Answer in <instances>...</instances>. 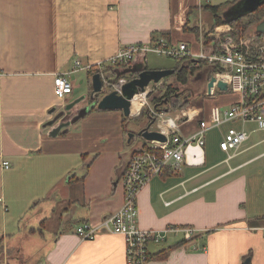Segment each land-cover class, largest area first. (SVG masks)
Segmentation results:
<instances>
[{"label": "crops", "instance_id": "0c3cea01", "mask_svg": "<svg viewBox=\"0 0 264 264\" xmlns=\"http://www.w3.org/2000/svg\"><path fill=\"white\" fill-rule=\"evenodd\" d=\"M233 1L0 0V264H128L122 236L81 241L74 230L85 222L96 225L122 207L119 178L131 150L141 146L137 139L127 144L124 125L138 130L146 117H139L141 108L133 109L123 123L120 111L94 110L50 137L46 125L61 110L53 78L68 73L74 82L67 104L83 84L80 75L88 77L82 67L105 63L112 70L107 61L120 47L167 34L171 43L197 53L200 38L207 35L205 47L214 44L206 7ZM184 26L194 31L184 32ZM146 59L132 65L149 69ZM76 61L81 68L73 72ZM209 98L210 110L184 111L193 117L176 121L177 135L191 136L212 109L240 101L232 92ZM218 128L206 132L200 155L191 151L178 170L165 171L141 189L140 229L194 230L189 242L171 233L165 242L150 244L145 264H264V150L251 154L264 148V131L239 121ZM228 129L244 131L248 140L226 161L219 142ZM194 158L198 164L191 163ZM164 251L166 256H158Z\"/></svg>", "mask_w": 264, "mask_h": 264}, {"label": "built area", "instance_id": "2783aa9c", "mask_svg": "<svg viewBox=\"0 0 264 264\" xmlns=\"http://www.w3.org/2000/svg\"><path fill=\"white\" fill-rule=\"evenodd\" d=\"M210 32L214 44L205 47L208 45L207 35L200 38V50L197 53H192L184 43L173 44L168 39L160 37L149 43L120 47L107 61L108 68L122 71L125 67L137 62L140 57L144 61L148 54H155L176 62L194 64L196 68H208L210 77H213L215 81L210 89L206 88V84L204 85L203 95L205 96L213 97L218 94L219 82L227 85V91L240 95V101L228 109L223 111L218 108L212 109L209 120L198 122L196 131L191 136L183 138L177 135L176 121H190L193 115L184 112L186 110H180L181 116L177 114L176 118H166L164 114L167 112L155 111L147 101L150 96L160 92L162 81L157 85L149 84L143 93L138 94L143 99L138 113L143 108H147L153 116L157 117L158 130L167 137V140L162 144L141 143L139 148H134L120 178L124 189L122 207L96 225L85 222L74 230L81 241H92L101 234L122 236L128 264L147 263L149 261L148 246L165 242L171 233H181L186 242L194 240V230L191 229L166 228L155 231L142 230L138 227L137 198L141 189L151 179L162 176L167 170H178L191 151H196L200 155L205 145L206 132L220 127L223 123L230 121H239L242 124L253 123L258 130L264 131V38L258 40L264 34L241 37V34L229 25L218 26ZM252 38L257 39V42H254ZM80 68L81 63L74 62L73 72ZM91 68L98 70L107 93L113 91L119 93L121 87L127 82L125 78L114 81L106 71L105 63L82 67L87 71ZM68 76V73H60L53 78L55 95L61 101V108L65 106L67 97L73 90ZM247 140L248 135L244 131L228 129L219 142V149L227 156L226 161L236 157ZM198 162L199 160L194 158L191 163L198 164ZM2 165L4 168H9L6 162Z\"/></svg>", "mask_w": 264, "mask_h": 264}, {"label": "water", "instance_id": "95a60500", "mask_svg": "<svg viewBox=\"0 0 264 264\" xmlns=\"http://www.w3.org/2000/svg\"><path fill=\"white\" fill-rule=\"evenodd\" d=\"M264 4V0H238L235 4L229 7L227 10L222 12V18L225 22L236 21L240 18H243L247 15L254 13L260 6ZM256 31L258 33L264 34V21L256 26ZM210 73V70H209ZM122 75L131 76L133 78L127 80V82L121 87L120 92L113 91L111 93L106 92L104 88L103 80L100 74L95 73L91 77V91L88 97V106H84L76 109V107L86 99V97L72 101L71 103L65 104L61 110L54 116L52 120L47 123V127H50L49 132L50 137H57L59 134H64L67 132L68 128L82 119L88 112L91 111L93 107L98 111H120L124 118L131 117V102L133 98L139 93H143L145 88L149 84L157 85L161 81H168L169 78L175 77V71L170 70H150L146 69L145 65H137L132 69H124ZM110 76V75H109ZM119 79V75L116 74L113 77L114 81ZM209 79V78H208ZM206 81V88L210 89L213 86L215 79L210 77ZM168 84V82H167ZM217 90L219 92L227 91V85L223 82L217 84ZM161 92V90H160ZM160 92L156 96L161 95ZM164 104H167V100L163 101ZM90 106V107H89ZM76 109V110H74ZM155 111H160L162 108L159 106H154ZM74 110L72 116H66L69 111ZM54 111V110H53ZM52 111V112H53ZM167 112V110H164ZM146 123L139 124L138 130H133L128 128V123H125L124 128L127 133V144H133L134 139H137L141 143H165L167 137L158 130V119L153 116L152 113L146 108ZM134 148L129 154V158L133 152ZM122 175V173H121ZM120 175V178H121ZM119 178V179H120ZM248 261H246V264Z\"/></svg>", "mask_w": 264, "mask_h": 264}, {"label": "trees", "instance_id": "16d2710c", "mask_svg": "<svg viewBox=\"0 0 264 264\" xmlns=\"http://www.w3.org/2000/svg\"><path fill=\"white\" fill-rule=\"evenodd\" d=\"M238 0H235L233 2H231L230 4L226 5V6H218V7H206V9H208L212 15V25H211V31L215 28V27H218V26H221V25H234V26H238L240 30H243L244 27L246 28V25L245 24L243 27L241 26V21L242 19L244 18H248L250 17V15L254 14L257 10H259L260 8L264 9V4L262 6H260L254 13L250 14V15H247L243 18H240L236 21H232V22H225L222 18V12H224L225 10H227L229 7H231L233 4H235ZM264 20H261L257 23L260 24L261 22H263ZM240 23V24H239ZM256 25V26H257ZM256 26H255V36H260L262 35L261 33H258L256 31ZM237 29V27H236ZM184 32H193L194 30H190L187 28V26H184L183 28ZM238 30V29H237ZM160 37H164L166 39L169 40V37L167 34H160L159 36H154L152 41H156L158 38ZM134 67V65H130V66H127L125 67L124 69H132ZM146 67V66H145ZM123 69V70H124ZM147 69V67H146ZM191 69V70H198L200 68H196L195 65L193 64H186V65H183L181 62H176V67L173 69L175 71V81H176V84H167L166 81H162V85H161V92L159 96H156L154 95L150 100H149V105L154 107V106H159L162 108V110L164 111L165 109L167 110V113H170V112H177V111H180V110H187V108L189 107V100H187L188 96H186V98L184 96H181L183 94V91L179 92V89L178 87H183L185 86L186 82H187V75H188V70ZM123 70L122 71H112V70H106L107 72L109 71V75L111 77H115L116 74L119 75V78H125L126 80H130L131 78H133L134 75H131V76H124L122 75L123 73ZM95 73H98V70L96 68H91L87 74H88V81H89V92L91 91V87H90V83H91V77L95 74ZM175 83V82H174ZM175 85V86H174ZM181 96V98H180ZM179 97V98H178ZM172 98H174L171 103H168V101H170ZM167 100V104L163 105V101L164 100ZM186 101H185V100ZM165 106V107H164ZM96 110L95 107H93L91 109V111H94ZM165 112V111H164ZM146 108H143L139 114V117H142L144 115H146ZM138 119V118H137ZM126 121H128V118H122V122L125 123ZM183 243V241H182ZM177 246V245H176ZM175 247V246H174ZM167 254V251H164V252H161L160 254H158V256L162 255V256H166ZM149 259H151V257L149 256Z\"/></svg>", "mask_w": 264, "mask_h": 264}, {"label": "rangeland", "instance_id": "374dc122", "mask_svg": "<svg viewBox=\"0 0 264 264\" xmlns=\"http://www.w3.org/2000/svg\"><path fill=\"white\" fill-rule=\"evenodd\" d=\"M261 20H264V9L260 8L259 10H257L254 14L250 15V17L248 18H244L241 21V26L243 27L245 24L246 28L244 27L243 30H240L238 26H232L229 25L230 27L234 28V30L241 34V37H253L255 36V26L257 25V23ZM240 24V23H239ZM237 27V29H236ZM258 38V37H255ZM252 38L254 42H257V39ZM264 36L259 37L258 40L263 39ZM147 66L150 69H158V68H167L169 69L170 67H174L176 64V61H174L173 59L170 58H166V57H162V56H157L155 54H148L147 55ZM80 77H82V81L83 84L82 85H78L79 80H77V85L79 86L78 89L74 90V101L83 97H86V99L84 101H82L78 106L84 107V106H88L89 102H88V97H89V81L87 80V77L85 76L84 73H82V75H80ZM168 83L173 82V78H169ZM74 86V82L72 83ZM192 89V94H187V96H189V107L190 106H200L204 111H208L210 110V108L212 107V103H214L212 101L211 98L206 97L203 95V92H201V88L199 87V85L195 86V85H190ZM182 88V87H181ZM230 91H225V92H219L218 94H229ZM231 93V92H230ZM154 96V95H153ZM150 96L149 99L147 100L149 102V100L153 97ZM184 97H186V95H183ZM133 103V101H132ZM90 107V106H89ZM133 107H132V111H133ZM178 112V111H177ZM177 112H170L167 114V116L169 117H175ZM216 131H219V128H215ZM264 148L262 147H258L255 148L251 154L257 153V152H261L263 151ZM262 162H264V159L262 160Z\"/></svg>", "mask_w": 264, "mask_h": 264}, {"label": "flooded vegetation", "instance_id": "af4514ba", "mask_svg": "<svg viewBox=\"0 0 264 264\" xmlns=\"http://www.w3.org/2000/svg\"><path fill=\"white\" fill-rule=\"evenodd\" d=\"M209 77H210V73H209V69L208 68L202 67V68H200L198 70L189 69L188 70V75H187V82H186L185 86H183V87L181 86L182 88L178 87V88H180L179 92L183 91V94L181 96H183V95L187 96V94H192V89L193 88H191L190 85H195V86L199 85V87L201 88L200 91H202L204 89V85H205V83H206V81H207V79ZM174 84H176V81H175ZM181 96H180V98H181ZM173 99L174 98H172L170 101H168V99H167L168 103H171L172 101H174ZM187 100H189V96H188ZM163 105H165V104H163ZM73 114H74V112L72 110V111H69V113L66 116L70 117Z\"/></svg>", "mask_w": 264, "mask_h": 264}, {"label": "bare ground", "instance_id": "6f19581e", "mask_svg": "<svg viewBox=\"0 0 264 264\" xmlns=\"http://www.w3.org/2000/svg\"><path fill=\"white\" fill-rule=\"evenodd\" d=\"M133 103L131 102V111H132V107L134 108V109H137L138 108V110L142 107V103H143V99H142V96H135L134 98H133Z\"/></svg>", "mask_w": 264, "mask_h": 264}]
</instances>
